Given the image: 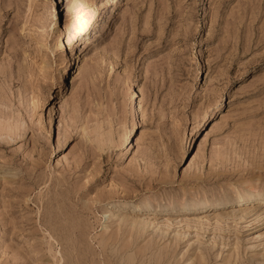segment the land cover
<instances>
[{
  "label": "rangeland",
  "instance_id": "obj_1",
  "mask_svg": "<svg viewBox=\"0 0 264 264\" xmlns=\"http://www.w3.org/2000/svg\"><path fill=\"white\" fill-rule=\"evenodd\" d=\"M254 195L264 0H0V264H264Z\"/></svg>",
  "mask_w": 264,
  "mask_h": 264
},
{
  "label": "bare ground",
  "instance_id": "obj_2",
  "mask_svg": "<svg viewBox=\"0 0 264 264\" xmlns=\"http://www.w3.org/2000/svg\"><path fill=\"white\" fill-rule=\"evenodd\" d=\"M56 3H59V1H57ZM60 3H62V2H60ZM70 11H69V7L65 4L64 5V7H63V14H62V26H63V29L62 30H60V31H64L65 30V27H66V24H67V22L69 21V15H70V13H69ZM76 58L77 57H74L73 58V56H72V54L71 53H69V60L63 65V67H66V71H64L63 72V68H62V70L60 71V74H59V76H58V78H59V83H63L64 82V80H65V75L67 74V72H69L71 69H72V67H73V65L76 63ZM57 97H59V99H61V95H57ZM136 101V98H134L133 97V100H132V102H135ZM132 108H133V111H136V105H135V103H133L132 104ZM210 118V116H207V117H205L204 118V120H205V122L206 121H208V119ZM203 120V121H204ZM126 150L124 151V155L126 154ZM244 200H246V202H249V201H251V202H254V203H260V205H261V203H263L264 202V200L261 198V197H259V196H257V195H254V196H247V197H245V198H243ZM253 204V203H252ZM219 204L218 203H205V204H198V205H195V206H191V207H188V208H185V209H183L182 211H183V213L185 214L187 211L188 212H192V213H197V212H201V211H203V210H209V209H214V208H216L217 206H218ZM258 207V206H257ZM264 208V207H263ZM250 209V208H249ZM138 210H141L140 209V207L138 206V205H134V206H131L130 207V211L131 212H135V211H138ZM144 210V209H143ZM154 209H152L150 206H146L145 207V213H147L148 215H149V213H151L152 211H153ZM250 211H251V209H250ZM245 212H247V211H245ZM244 212V213H245ZM233 216H234V214H233ZM243 216V215H242ZM246 216V215H245ZM244 216V217H245ZM199 218H200V216H198ZM196 218L197 219V221L199 220V218ZM146 218V217H145ZM202 218L203 217H201V219L200 220H202ZM222 218V217H221ZM242 219V218H241ZM146 220H147V218H146ZM196 221V222H197ZM181 222V221H180ZM201 222V221H200ZM198 223V222H197Z\"/></svg>",
  "mask_w": 264,
  "mask_h": 264
}]
</instances>
